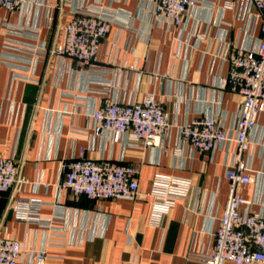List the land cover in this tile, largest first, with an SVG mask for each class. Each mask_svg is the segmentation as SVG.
Masks as SVG:
<instances>
[{"label":"crops","instance_id":"1","mask_svg":"<svg viewBox=\"0 0 264 264\" xmlns=\"http://www.w3.org/2000/svg\"><path fill=\"white\" fill-rule=\"evenodd\" d=\"M195 0L182 24L155 20L151 0H23L0 5V156L21 161L27 182L18 195L38 198L42 222L19 220L0 192V235L45 250L44 264H206L230 190L226 171L237 150L225 142L194 150L179 126L214 116L236 134L241 95L227 83L229 53L264 38V18L247 0ZM102 6L109 30L89 65L51 52L78 10ZM155 92L171 122L167 137L144 146L128 133L96 134L102 100H142ZM243 153L253 182L242 184V209L264 215V109ZM84 154L140 168L142 200L94 199L61 191L62 163ZM156 174L191 180L163 224L150 223ZM17 264H37L23 253Z\"/></svg>","mask_w":264,"mask_h":264},{"label":"built area","instance_id":"2","mask_svg":"<svg viewBox=\"0 0 264 264\" xmlns=\"http://www.w3.org/2000/svg\"><path fill=\"white\" fill-rule=\"evenodd\" d=\"M152 15L157 21L165 19L182 24L186 11L195 0H151ZM264 18V0H247ZM23 0H0L9 12L19 8ZM234 0L226 2L233 7ZM111 12L102 6H87L75 12L64 26V43L50 51L69 56L85 65L92 64L100 43L109 30ZM264 31V25L262 27ZM227 83L242 97L241 113L236 134L228 132L214 116L194 118L179 126L182 139L199 152H208L225 142H235L237 150L226 171L230 190L213 244L204 255L206 264H264V215L242 209L247 200L240 194L242 184L253 182L255 175L243 160L250 149V137L264 109V38L253 49L235 47L229 53ZM95 133L113 132L119 141L128 133L144 146L157 145L167 137L171 122L165 106L155 92H148L142 100H102L92 113ZM21 161L13 156H0V192H8V208L14 203L17 218L25 222H42L39 213L41 200L18 195L27 182ZM57 186L76 197L94 199L129 198L142 200L146 193L140 186V168L114 160L100 161L81 154L62 163ZM191 180L173 175L156 174L149 195L152 198L150 223L161 226L177 202L189 195ZM23 253L44 264L45 250L23 247L15 238L0 235V264H17Z\"/></svg>","mask_w":264,"mask_h":264}]
</instances>
